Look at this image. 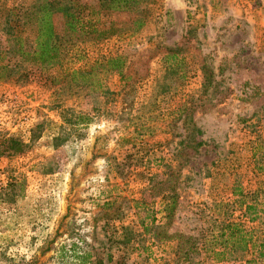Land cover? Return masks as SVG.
<instances>
[{
    "label": "rangeland",
    "instance_id": "rangeland-1",
    "mask_svg": "<svg viewBox=\"0 0 264 264\" xmlns=\"http://www.w3.org/2000/svg\"><path fill=\"white\" fill-rule=\"evenodd\" d=\"M139 8L101 10L100 27L112 22L120 31L95 41L64 33L55 13L65 55L51 65L25 63V79L0 80V132L38 135L23 153L0 157V171L9 167L23 183L22 193L0 200V264H60L70 243L100 264H245L264 242V0H142ZM118 53L127 57L125 78L102 75L104 96L62 76ZM69 110L92 120L81 138L60 144L52 137L71 121ZM165 165L177 174L167 231L200 247L187 255L186 238L143 236L131 208L144 177ZM106 197L120 219L104 224L94 220L95 201ZM249 203L253 220L244 213ZM225 219L246 232L245 249L212 241ZM120 225L128 226L123 237ZM255 257L264 264V255Z\"/></svg>",
    "mask_w": 264,
    "mask_h": 264
},
{
    "label": "trees",
    "instance_id": "trees-1",
    "mask_svg": "<svg viewBox=\"0 0 264 264\" xmlns=\"http://www.w3.org/2000/svg\"><path fill=\"white\" fill-rule=\"evenodd\" d=\"M141 2L142 0H96L88 3L80 0H33L31 4L26 6H0L2 13V17L0 13V80L9 77H15L18 80L25 79L27 77L25 63H34L39 66L51 65L59 62L65 55L66 45L54 26L53 16L55 13L61 15L64 33H71L78 38L85 37L95 41L120 31V28L115 27L112 22L106 28L100 27L102 25L99 17L101 10L128 11L135 8L139 9L142 14L143 10L139 8ZM134 25L136 29L143 25L142 16L133 20L132 26L134 27ZM127 64L125 54L107 55L94 59L87 67L70 69L62 76L66 77L71 84L80 88L93 89L104 96L108 89L102 83V75L114 73L119 80H122L125 78L124 71ZM105 102L106 99L103 103ZM69 111L71 121H67L68 124H66L67 122L57 124L58 131L52 137V140H56L60 144L69 142L75 137L81 138V126L89 124L92 120V115L89 113ZM192 130L195 133L199 132L193 126ZM36 137L38 135H29L25 141L15 133L0 132V157H11L23 153L29 147L28 141ZM201 145L202 141L197 140L190 148L195 151ZM10 170L9 167H4L0 171L6 173L5 183L0 185V200L2 201L23 191L22 178L17 174H12ZM144 179L146 183L139 189V196L130 199L140 233L146 236L149 241L168 238H175L179 241L186 238L188 246L184 251L185 255L187 252L199 250L200 247L195 242L190 241L191 235H186L177 230L167 231L177 201L176 170L165 165L162 171L149 172ZM262 193V208L259 209V212L264 220V188ZM95 203H97L98 210L94 220H102L105 224L120 219L119 209L113 207L115 202L110 197H106L101 203L98 201ZM154 205H156L155 208ZM256 212L257 209L251 203L245 205L244 213L252 216L250 217L251 220H253ZM156 213H160L164 221L156 222L154 217ZM215 225L217 226V235L211 236L213 242L222 247L233 242L241 249L246 248L248 241L246 232L242 230L238 222L225 219ZM127 227L119 226L121 237L125 236L123 232L127 230ZM77 240L82 241V238ZM127 240L129 239L127 238ZM201 246L204 245L201 244ZM253 246L257 247L254 251L255 255L258 258L262 257L264 255V242H259ZM69 248L70 254L63 256L66 259L62 260L60 264H100L97 260L91 259V253L87 249L78 248L74 243H70ZM221 250L218 251L221 252ZM175 252H180L179 243L176 244ZM255 255L245 259V264H254ZM117 264L124 263L120 261Z\"/></svg>",
    "mask_w": 264,
    "mask_h": 264
}]
</instances>
